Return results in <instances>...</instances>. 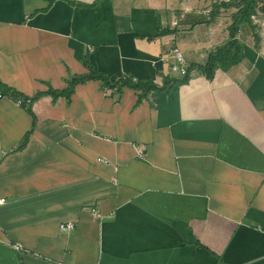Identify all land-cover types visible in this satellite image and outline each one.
<instances>
[{
	"label": "crops",
	"instance_id": "crops-1",
	"mask_svg": "<svg viewBox=\"0 0 264 264\" xmlns=\"http://www.w3.org/2000/svg\"><path fill=\"white\" fill-rule=\"evenodd\" d=\"M219 1L0 0V264H264V13L207 77Z\"/></svg>",
	"mask_w": 264,
	"mask_h": 264
},
{
	"label": "trees",
	"instance_id": "trees-1",
	"mask_svg": "<svg viewBox=\"0 0 264 264\" xmlns=\"http://www.w3.org/2000/svg\"><path fill=\"white\" fill-rule=\"evenodd\" d=\"M260 1L261 0H227L219 1V3L217 2L213 4L211 18H214L216 15H218L222 8L225 9L234 7L236 10L231 16L232 21L228 27V40L223 45L218 46L214 51L210 52L207 56L205 64L201 67L202 71L207 75V77H212L214 71L217 68L227 70L241 61L243 58V45L238 40L237 34L242 26H250L254 31V37L256 39L258 38L255 18L259 13H264V5H260ZM189 71L190 68L188 67L186 74L183 75V81L188 79ZM88 79H102L104 85L109 84V81L105 79L100 73L90 71V73L87 75L72 76L69 79L68 86L65 90L56 91L51 89L48 90L47 93L51 94L54 98L59 95L69 96L72 93L75 85ZM120 83L124 85H131L134 88L143 89L144 92L151 90L152 88H157L150 82L132 84L129 80H124ZM42 94L43 93H39V95Z\"/></svg>",
	"mask_w": 264,
	"mask_h": 264
},
{
	"label": "built area",
	"instance_id": "built-area-1",
	"mask_svg": "<svg viewBox=\"0 0 264 264\" xmlns=\"http://www.w3.org/2000/svg\"><path fill=\"white\" fill-rule=\"evenodd\" d=\"M260 5H264V0L260 1ZM170 53H171L172 57L174 58V62L171 65V70L178 72L182 75L186 74L188 65L186 63V59H185L183 53L177 47H172L170 50ZM26 100H27V102H30V98H27ZM22 102H23V99L19 98L18 103H22ZM98 160H100V158ZM2 203H4V200L0 198V204H2ZM59 227L71 230V229H73L74 225L70 222H67V223H61L59 225Z\"/></svg>",
	"mask_w": 264,
	"mask_h": 264
}]
</instances>
